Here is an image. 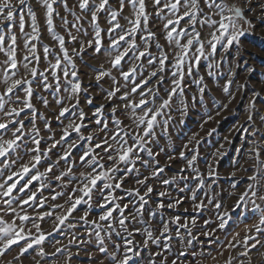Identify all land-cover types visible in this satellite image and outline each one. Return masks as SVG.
Returning <instances> with one entry per match:
<instances>
[{
	"label": "snow or ice",
	"instance_id": "snow-or-ice-1",
	"mask_svg": "<svg viewBox=\"0 0 264 264\" xmlns=\"http://www.w3.org/2000/svg\"><path fill=\"white\" fill-rule=\"evenodd\" d=\"M36 3L45 10L47 31L59 45V54L53 55L54 62H49L45 71L37 68L40 57L36 55V45L32 43L40 39V29L31 0H0V52L6 57L2 62L6 88L0 94V177L4 176L5 170L8 172L7 178L0 183V204L4 205L0 211L13 217L10 220L0 217V264H5V261L7 264H23L21 258H27L30 250L35 253L32 259L36 260L37 257L43 259L63 254L66 249L65 264H70L72 245L76 246V256L83 252L88 257L87 264H103L102 260H94L93 257L97 252L108 253L106 241H112L114 233H123V243L112 244L113 253L107 257L112 264H141L144 250H148V264H204L209 259L217 261V257L223 256L225 251L237 248L241 250L236 257L230 254L224 264H233L234 260L236 264H264V241L261 239L264 235V208L256 203L257 199L264 201V193L260 191L264 187V112L261 111L264 109V91L252 90L245 110L246 120L234 124L219 147L203 158L205 172L197 167L201 147L207 143L201 132H205L206 124L216 121V117H221L223 112L230 111L229 105L242 89L249 87V80L239 82L229 69L226 82L222 85L226 102L213 101L215 114L208 111L201 118L199 131L191 132L186 142L181 144L178 158L184 166L167 176L165 172L171 170L170 162L177 159V155L158 147L156 131L159 128L162 136L169 134V125L173 121L172 108L176 101L179 102L176 108L180 117L178 123H185L184 117L189 108L185 77L193 76L194 70L198 73L202 60L207 61V77L216 76L224 63V55L218 56V46L224 52L233 46L239 47L248 29L256 27L250 18L253 15L258 16L260 26L264 28V0H238L231 5L221 0H152L153 13L147 11L146 0H74L71 8L68 0H36ZM57 3L62 4L73 17L71 23L67 17H60L67 41L55 30L54 15H59L54 8ZM126 6L131 8L129 16L123 15ZM25 10L31 20V32L25 34L23 47L26 54L18 61L17 36L12 34V29L18 19L19 30L24 33ZM100 13H106V28L100 25ZM150 15L161 21L160 31L170 52L164 50L156 32L149 28ZM213 16L219 19L214 20ZM121 20L125 23L121 24ZM85 21L92 29L91 33L85 29ZM71 29L90 38L80 40ZM5 35H9L10 40L7 47ZM104 37L108 39L107 48L104 47ZM66 44L73 45L72 55ZM153 44L157 50L155 53L151 50ZM87 49H91L93 54L109 57L111 68L117 70L123 80L121 84L111 71L103 70V66L95 72L97 85L104 77H111L109 89L101 86L103 99L110 102L116 98L119 101L110 106L107 120L104 119L103 104L92 110L91 118L80 107L81 94L89 89L83 87L74 57L83 60ZM43 51L47 58L49 47L45 45ZM239 63L238 60L237 66ZM62 64L65 66L62 67ZM124 64L129 65L127 70ZM244 64L249 75L256 71L247 67V61ZM21 66L23 73L19 72ZM38 76L42 90L60 106L54 116L60 124L59 139L48 136L43 148L44 138L36 125L38 112L32 103L33 84ZM194 83L199 90V99L193 95L191 103L203 104L207 89L205 75L197 76ZM41 102L45 108L49 106L46 97L42 96ZM86 103L92 105L93 98L86 97ZM9 104L12 106L6 107ZM118 111H130L135 127H123L117 117ZM39 117L42 118L43 114ZM109 122L113 125L111 129ZM44 127L46 131H51L50 120L45 119ZM216 131L215 127L207 129V137H212ZM233 132L242 135L247 146L236 149L239 155L234 159L233 166L248 175L245 190L229 209L223 198H218L219 193L213 186L219 180L217 164L227 154L225 145H232ZM83 145L87 147L78 152ZM57 148L59 151L53 160L51 154ZM142 153L149 159H145ZM161 153L166 156L163 163L157 159ZM245 164L250 167H244ZM235 176L236 171H232L229 178ZM189 180L195 183L189 186ZM173 185H177L181 193L187 190L190 197H174L171 191ZM206 187L212 189V194L205 192L202 199L197 193ZM230 188L233 192L229 195H233L237 184L232 182ZM45 189L52 194L41 198ZM117 192L124 195H117ZM127 197L134 199L121 203ZM58 198H63L64 203H56ZM185 199L191 201V214L187 216L175 212L183 206ZM249 201L253 212L261 213L259 222L253 225L255 234H247L246 226L242 239H237L240 235L237 232L227 244L220 242L216 230H224L232 219V213ZM150 202L161 215L166 211L175 213L167 221H161L156 233L151 227L156 212L146 208ZM94 203L100 211L91 217L90 209ZM82 204L87 208L80 214ZM130 206L132 211H129ZM205 211L215 216L218 221L216 229L209 227L210 220H204L203 225L198 226V218ZM183 212L189 213V208H184ZM42 222H49L51 230L45 231ZM170 225H175V228ZM69 229L76 231L69 232ZM59 233L68 237V243L63 244L62 240L54 238L50 241L54 251L45 252V242ZM137 236L141 237L138 242L135 239ZM173 240L182 245L174 255L171 247ZM213 244L217 245L215 255ZM81 245L85 247L81 248ZM153 245L156 250H152ZM14 246L18 248V254L8 260ZM121 248L123 252L118 259L117 253Z\"/></svg>",
	"mask_w": 264,
	"mask_h": 264
},
{
	"label": "rangeland",
	"instance_id": "rangeland-1",
	"mask_svg": "<svg viewBox=\"0 0 264 264\" xmlns=\"http://www.w3.org/2000/svg\"><path fill=\"white\" fill-rule=\"evenodd\" d=\"M222 3L226 4H234L238 3V0H221ZM74 0H68L69 7L71 8L73 6ZM32 8L36 12L37 16V24L40 29V39L38 41H32L33 44L36 45V55L40 57L39 64L37 65V68L39 71H45L49 67V62H54L53 55L59 54V45L58 42L55 41L52 36L48 33L47 27L45 24V18H44V12L45 10L39 6V4L36 3V0H31ZM147 5V11L149 13H153V7H152V0H146ZM54 8L57 13H59L58 16L54 15V23L56 25V32L57 34L64 36L65 40H68L67 33L65 29L62 27V22L60 20L61 16L67 17L68 21L71 23L73 21V17L65 11L62 4L57 3L54 5ZM77 14L79 15V9H76ZM258 11V10H257ZM226 14H228L226 12ZM124 16L131 15V8L130 6H126L124 9ZM100 25L102 28L107 27V23L105 20L106 13H100ZM214 20L219 19V17L213 16ZM254 20L256 23L255 28L248 29V34L245 37H242L241 44L239 47L233 46L231 49H229L227 52H224L223 49H220L218 46V56L224 55V63L223 66L218 70V73L214 77H207L205 72V65L207 61L202 60L200 71L197 73L194 70V75L189 77H185V91H186V99L189 101V108L187 115L184 117L185 123L183 125H180L178 123L180 117L179 113L176 111V108L178 106V101L173 105L172 108V115H173V121L169 125L168 129V135L162 136L160 134V129L157 128V141H158V147L164 148L165 152L171 153L173 155H177V159L171 161L172 164L171 170H166L165 176L170 175L171 172H175L179 167L184 166V162L179 160L178 158V151L181 148L182 142H186L187 136L193 132V131H199V124L202 122L201 118L205 117L208 111H211L213 114H215V104H213V101L215 100L217 103L219 102H226L225 94L222 92V85L226 82L225 78L228 75L229 69H231L232 73L234 74L235 78L243 83L245 80H249L251 83L249 87L244 88L241 90V93L236 96V99L233 101L231 105H229L230 111H225L222 113L221 117H216V121H219V123H216V121L209 122L206 124L205 132H201V136L204 137V139L207 141L206 144L202 145L201 147V159L199 160L197 167L201 169L202 172L206 171L205 165H204V157L208 156L212 151H214L215 147H219V143L223 142V138L225 136H228L230 133V129L233 127L234 124L240 122H244L246 120L245 116V110L248 102V98L252 94V90L256 89L259 91H264V83H261V80H264V69H262V63H264V28H262L259 24L258 16L253 15L250 17ZM125 21L121 20V24H124ZM242 23V22H241ZM31 20L26 14L25 10V29L24 33L22 34L19 30V24L18 19L16 22V26L12 29V34H15L17 36V59L22 60L23 56L26 54V50L24 49V41H25V34L31 32ZM155 25V27H154ZM84 27L87 29L89 33H91L92 29L88 26L87 21L84 22ZM162 27L161 21H159L154 15L149 16V28L156 32L157 39L159 43L163 46L165 51L170 52L171 50L168 48L167 42L163 39V33L160 31V28ZM73 34H77L75 29H71ZM202 31H206V29H202ZM10 35V34H9ZM9 35H5V47H7V44L10 42ZM78 39L80 40H87L90 38V36H83L81 34H77ZM47 45L50 49V54L45 58V54L43 51V47ZM78 47V45H76ZM108 46V39L107 37H104V47L107 48ZM66 47L68 48L69 54L72 55V44H66ZM152 52L155 53L157 50L155 48V44L152 45ZM103 51V50H102ZM62 55V54H61ZM171 59V56L169 57ZM6 59L4 56V53L0 52V94L3 93V91L6 88V85L4 84V65L3 61ZM77 69L79 72L80 79L83 81V87L89 89L88 92L82 93L80 98V107L83 108V110L88 114V117L91 118V112L94 108L99 107L101 104L105 105V112H104V119H108L110 112L109 108L111 105H114L118 103L119 101L116 98H113L112 101H105L103 99L104 93L101 91V86L103 89H109V86L111 85V77H104L100 81V85H97L95 81V72L101 70V66H103V70L111 71L112 76L116 77L117 80L120 81L121 84H123L122 77L119 75L118 71L111 68V65L109 63V57L106 55L100 54L96 55L93 54L91 49H87V51L84 53L83 60H81L79 57H74ZM240 61L239 66H237V61ZM244 61H247V67L255 68V72L251 73L249 75L246 71V65L244 64ZM31 66V65H30ZM62 67L65 65L62 64ZM128 64H124L125 70H127ZM69 71H71V68H69ZM170 71V69H169ZM20 73L24 72L23 67L21 66L19 69ZM10 75V73H9ZM168 76V79H170V76L168 73L165 74ZM199 75H205V83L207 84V89L204 96V102L203 104L191 103V97L193 95H197V99H199L198 96V88L196 83H194V80ZM18 78V77H17ZM41 78L38 76L36 82L33 84V90L34 95L32 98V103L34 104L35 108L38 112V118L36 120V125L40 129L41 136L44 138L42 141L41 147L43 148L45 146V143L47 142L48 136H54L56 139H59L60 136V124L58 121L54 119V116L58 113L59 105L55 103L52 96H50L48 93L44 92L42 90V87L40 86L39 81ZM49 82H51V77L49 76ZM165 87H167V81L165 83ZM124 89H122L123 91ZM233 91H235V86H233ZM21 95H23L21 93ZM61 95H65L64 93H61ZM119 95V94H118ZM161 95H163V89L161 90ZM46 97L49 100V106L45 108L41 102V97ZM86 97H92L93 98V104L88 105L86 103ZM7 99V98H6ZM131 99V98H130ZM175 99V98H174ZM12 105H6V107H11ZM139 110H137L138 112ZM262 112H264V109H261ZM43 114V117H39V114ZM0 117H2V113H0ZM117 117L122 121L123 127H132L134 128L135 125L133 124V117L131 116L130 111H118ZM45 119L50 120L51 122V131H46L44 127V121ZM67 121H65L66 123ZM27 123V120L25 121ZM94 127V125H92ZM113 125L111 122H109V128L111 129ZM215 127L217 131L213 133L212 137H207L206 130L209 128ZM10 136V133L8 134ZM7 138V136L5 137ZM231 138L233 139V143L231 146L225 145V148L228 149L227 154L219 160L217 164V172L219 174V180L217 181L215 187V191L219 193L218 198H223L224 203L227 205L229 209H231L232 205L236 202L237 197L245 190V182L247 180L248 173H245L243 171H237V169L233 166V161L238 157V153L236 152V149L243 147H247L244 145V137L237 133H231ZM87 147V145H83L80 149H78V152H82L84 148ZM154 150H156V147H154ZM59 151V148L54 149L51 157L54 160L56 158V153ZM141 155L144 156L145 159H149L145 153H142ZM161 161V163L164 162L166 159L165 153H161L159 157H157ZM241 163H243V157L240 156ZM47 163V161H45ZM63 163V162H61ZM18 167V166H17ZM244 167H250V165L245 164ZM62 170V169H61ZM54 171H57L54 169ZM141 171H145L142 169ZM150 171V170H149ZM232 171H236L235 177H230V173ZM147 174V173H146ZM8 172L5 170L4 176L0 177V183H3V181L7 178ZM151 182V181H150ZM232 182H235L237 184V189L234 191L233 195H229L230 192H233V190L230 188V184ZM11 183V182H9ZM23 183V181H21ZM58 183V182H56ZM183 183V182H181ZM195 182L192 180L188 181L189 186L193 185ZM19 187V185L17 186ZM157 189H159V186L157 185ZM59 191V189H56ZM172 195L175 196H189L190 193L187 192V190L183 193L179 192L178 186L173 185L172 186ZM261 193H264V187H261L260 189ZM208 192L209 195L212 194L211 188H205L197 193V195L200 198H204V193ZM51 191L49 189H45L43 192V197H50ZM13 195H16V190H13ZM117 195H124L121 192H117ZM153 198L155 199V194H153ZM94 201L96 197L94 196ZM129 199H134L132 197H127L121 203H127ZM56 203H64L63 198H58ZM256 203L260 205L261 208H264V201L256 200ZM191 201L190 199H185L184 204L181 208L175 210V212H178L179 214L183 216H187L191 214V207H190ZM4 205L0 204V209H3ZM27 207V206H25ZM87 208L86 205H81L79 208L80 214ZM147 209L151 211H155L156 215L152 218L151 227L154 231V233L157 232V229L161 226V221H167L169 219V216L175 214L173 211H166L163 215H161V212L155 209V205L150 202L149 205L146 206ZM189 208V213H184L183 209ZM29 213H31V209H28ZM59 211V210H58ZM91 211V217H95L100 209L95 207V203L93 204ZM129 211H132V207H129ZM76 215V214H74ZM261 213L260 212H253L252 210V204L249 201L244 207H241L240 209H237L235 212L232 213V219L229 221L228 225L224 230H216V235L219 237L220 242L227 244L228 240H231L233 235L235 233L239 232V237H237L238 240L242 239L246 232L245 227L248 228L249 235L255 234L253 225L259 222ZM0 217H2L5 220H10L13 217L5 213L3 211H0ZM145 218H148V213H145ZM204 220H210L211 223L209 224V227L212 229H216V226L218 224V221L215 219V216H213L209 211L203 212L200 217L198 218V226L203 225ZM17 223L19 221L17 220ZM137 227H143V225H136ZM79 227V225H78ZM170 227L175 228V225H170ZM42 228L45 231H50L52 228V225L49 222H42ZM69 232H74L76 229H69ZM194 231H197V229H194ZM80 232L83 233V228L80 229ZM103 235V234H102ZM120 235L113 234L112 241H106V246L108 247V253L107 254H101L96 253L93 257L94 260H102L103 264H112L111 260L107 257H110V255L113 253V243H120L122 244L123 241L121 239ZM260 235V234H257ZM54 238L60 239L63 241V244L68 243V237L63 235V233L56 234L55 237H49V240L45 242L43 245L45 252L51 253L54 251L52 244L50 243L51 240ZM136 241H140L141 237L137 236ZM201 239H204L201 237ZM262 241H264V235H261ZM23 243V241L21 242ZM57 247H63V245H57ZM81 248L85 247L84 245L80 246ZM172 247V254L174 255L178 249L182 247V245L177 244L175 240L171 242ZM199 245H197V249H199ZM152 250H156L155 246H152ZM185 251H190V249H184ZM213 254H216L217 251V245H212ZM241 249L237 248L235 251L229 249L224 252L223 256H218L217 261L212 260H206L204 264H224V261L228 258V256L231 254L233 257H236L237 252H239ZM71 251L73 253V258L70 262V264H87L88 257L81 252L79 256L75 255L76 252V246H71ZM123 249L121 248V251L117 253V258H120V255H122ZM18 254V248L14 246V250L10 252L7 259L11 260L12 257L16 256ZM68 254V250L66 249L63 254H57L56 256H46L43 259H40L39 257L36 258V260H33L32 257L35 255V253L30 250L29 254H26L27 258H21L23 261V264H37V261H39V264H65V259ZM149 254L148 250H144L142 252V259L141 264H148ZM189 259H191V256H189ZM255 260L256 258L253 257ZM5 264L7 262L5 261ZM233 264H236V261H233Z\"/></svg>",
	"mask_w": 264,
	"mask_h": 264
}]
</instances>
